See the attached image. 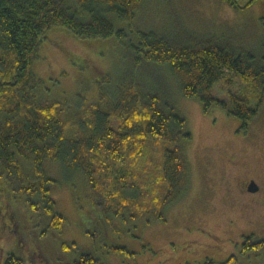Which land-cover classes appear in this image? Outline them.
<instances>
[{
  "label": "rangeland",
  "instance_id": "rangeland-1",
  "mask_svg": "<svg viewBox=\"0 0 264 264\" xmlns=\"http://www.w3.org/2000/svg\"><path fill=\"white\" fill-rule=\"evenodd\" d=\"M236 1L242 9L221 0H144L130 21L112 13L108 17L117 29L156 32L173 41H186L192 34L215 36L239 49L262 54L264 0L249 8L244 7L252 0ZM46 36L32 68L42 80L36 92L41 101L65 105L71 124L67 134H76L79 111L85 103L98 100L101 92L113 99L120 89L129 91L130 84L134 89L151 92L166 91V87L192 135L191 140L183 142L190 183L166 210L165 221L151 219L152 214L124 217L104 209L99 198L92 196L82 171H70L60 162L49 160L45 172L56 181L52 196L58 212L66 218L64 228L61 233L44 234L48 217L31 210L25 196L18 200L4 192L0 196V264L10 253L23 258L25 264H75L81 254L87 253L100 257L105 264H201L206 258L224 262L231 255H236L241 264H264L263 250L242 251L244 237L254 235L255 241L264 240V102L258 117L245 131L239 119L219 107L206 112L199 99L185 98L169 65H133L136 55L115 36L84 39L64 27H54ZM104 76L109 81L102 80ZM230 79L231 86L226 80L218 82L212 94L227 100L230 91L245 92L257 104L253 89L239 78ZM167 143L151 138L146 143L150 155H144L139 162L157 169L163 149L170 146ZM19 160L25 169H30L27 160ZM130 164L129 160L125 166L129 168ZM142 164L134 168L139 176ZM149 169L153 177L142 176L140 191H152L153 197H161L158 174ZM115 178L116 175L109 178L106 191L114 189ZM251 178L261 188L256 200L243 191ZM109 201L104 200V204L110 205ZM14 222L19 226L17 232ZM63 243H75L76 247L64 252ZM119 247L127 251L117 252ZM33 254L36 255L31 257Z\"/></svg>",
  "mask_w": 264,
  "mask_h": 264
},
{
  "label": "trees",
  "instance_id": "trees-1",
  "mask_svg": "<svg viewBox=\"0 0 264 264\" xmlns=\"http://www.w3.org/2000/svg\"><path fill=\"white\" fill-rule=\"evenodd\" d=\"M221 1L242 9L236 0ZM257 1L252 0L244 8ZM143 2L0 0V196L4 192H10L18 200L25 196L31 210L48 217L44 234L61 233L66 223L52 196L56 181L45 172L47 161L60 162L70 171H82L92 196L99 198L104 209L131 218L152 214L151 219L165 221L166 210L190 183V166L183 142L192 139L188 122L168 88L151 92L134 89L131 84L129 91L120 89L113 99L101 92L98 100L85 103L78 113L79 130L68 135L71 124L66 118L65 105L40 100L36 90L42 80L32 70L50 29L64 27L84 39L115 36L136 55L133 65H169L185 98L199 99L206 112L219 107L239 119L242 130L246 131L260 113L264 102V52L245 51L215 36L192 34L186 41H173L156 32L117 29L108 17L112 13L120 20L130 21ZM230 77L239 78L253 89V96H258L257 104L245 92L230 91L227 100L212 94L218 82L226 80L231 86ZM102 80L109 81V77L104 76ZM116 121L121 123L117 125ZM151 138L170 144L163 149L157 169L152 164L139 162L147 154L146 143ZM19 157L30 163V169L24 168ZM129 160L131 164L127 168ZM120 163V168L115 170ZM140 163L142 176L153 177L149 168L157 172L161 197H153L152 191H140L143 177L134 171ZM113 175H116L112 180L114 189L106 191V183ZM104 200L112 203L107 206ZM13 224L17 232L19 226L16 222ZM73 245L76 247L75 243H63L62 250L70 252ZM116 250L127 251V248ZM251 250L264 251V240L255 241L254 235L246 238L242 251ZM80 257L75 264H105L93 253ZM4 264H25V260L10 253ZM201 264L241 263L232 255L224 262L206 258Z\"/></svg>",
  "mask_w": 264,
  "mask_h": 264
},
{
  "label": "flooded vegetation",
  "instance_id": "flooded-vegetation-1",
  "mask_svg": "<svg viewBox=\"0 0 264 264\" xmlns=\"http://www.w3.org/2000/svg\"><path fill=\"white\" fill-rule=\"evenodd\" d=\"M243 191H244V194L246 196L252 195L253 198H250L251 200H256L258 198V195H260V193H261V188L257 185L256 181L251 178L245 182ZM243 235H245V234H243ZM248 237L249 236L244 237L243 244L246 243V238H248Z\"/></svg>",
  "mask_w": 264,
  "mask_h": 264
}]
</instances>
